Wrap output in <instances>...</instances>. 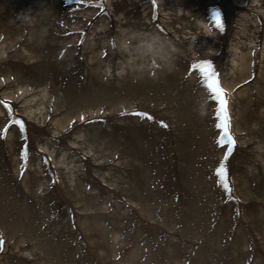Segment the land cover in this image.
Listing matches in <instances>:
<instances>
[{
  "label": "bare ground",
  "instance_id": "bare-ground-1",
  "mask_svg": "<svg viewBox=\"0 0 264 264\" xmlns=\"http://www.w3.org/2000/svg\"><path fill=\"white\" fill-rule=\"evenodd\" d=\"M0 100V264H264V0H0Z\"/></svg>",
  "mask_w": 264,
  "mask_h": 264
},
{
  "label": "snow or ice",
  "instance_id": "snow-or-ice-1",
  "mask_svg": "<svg viewBox=\"0 0 264 264\" xmlns=\"http://www.w3.org/2000/svg\"><path fill=\"white\" fill-rule=\"evenodd\" d=\"M210 20L214 26L218 29H223V21L219 10H213L210 15ZM193 69L198 72L200 82L207 93L208 100L215 102L216 107L213 109L215 112L214 127L220 131L219 139L216 143L220 146H227L225 152V160L232 154L236 146V138L231 132V117L228 113V101L227 92L221 86L218 72L215 70L211 61L201 60L193 62ZM0 103H5L0 100ZM134 115H140L142 117L146 114L134 113ZM151 118V117H147ZM83 119V118H82ZM15 124L19 125L21 132L24 131V124L22 121L16 120ZM166 126V125H163ZM216 176L218 177V183L224 188L226 192H231L230 180L227 176V169L223 162L215 169ZM3 246L2 234H0V249Z\"/></svg>",
  "mask_w": 264,
  "mask_h": 264
}]
</instances>
